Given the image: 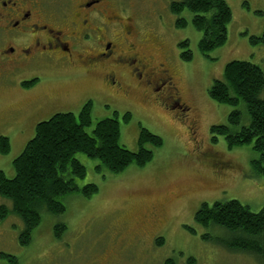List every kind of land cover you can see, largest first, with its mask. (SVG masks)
Returning a JSON list of instances; mask_svg holds the SVG:
<instances>
[{
  "label": "rangeland",
  "instance_id": "1",
  "mask_svg": "<svg viewBox=\"0 0 264 264\" xmlns=\"http://www.w3.org/2000/svg\"><path fill=\"white\" fill-rule=\"evenodd\" d=\"M179 1L110 0L108 5L118 19L115 34H122V25L127 27L153 67L163 63L161 53L168 50L169 62L164 63H170L178 75L182 103L192 108L195 123L190 125L177 107L166 110L168 104L155 100L148 90L144 94L134 91V104L98 91L91 95V86L102 84L97 77L85 75L77 85L63 86L65 95L74 97L58 113L77 116L83 105L91 103V124L84 128L86 134L91 135L98 121L113 119L116 114L119 144L128 151L138 150L141 129L158 136L162 145H145L153 152L152 159L142 168L130 165L119 174L103 167L97 171L98 160L76 154L86 174L75 181L78 191L60 199L64 213L52 215L42 210L41 222L27 246L18 242L23 230L20 219L13 215L6 218L0 223V254L14 262L0 255V264H164V260L173 264H261L252 255L227 250L220 242L227 241L226 233L203 229L194 221V214L204 203L212 206L231 200L253 213L264 210V176L251 168V160L257 158L251 147L228 149L223 136L212 142L211 127L227 125L234 108L217 104L208 96L209 88L222 79L224 67L231 61L256 65L264 75V41L250 42L252 37H264V0H225L232 14L227 40L206 56L199 52L202 34L194 28L192 14L187 10L178 15L171 13V5ZM178 19L186 21L184 28L176 27ZM159 41L166 45H160V54ZM184 42L192 55L190 61L181 58L180 44ZM13 98L3 94L4 106L10 105ZM259 99L264 100V88ZM236 109L246 116L243 103ZM126 114L128 121L123 120ZM247 122L244 119L243 124ZM33 136L34 129L30 138ZM191 137L203 148L205 158L193 155ZM25 145L26 141L11 142L9 153L0 155V171L6 178L14 177L12 162ZM216 172L223 175L217 177ZM87 184L98 189L90 198L80 193ZM0 205L10 208L2 198ZM155 212L159 223L146 225ZM59 225L65 229L55 235ZM157 226L161 229L155 237L162 238L164 245L157 247L154 241L152 249L151 238ZM129 242L131 247L127 246Z\"/></svg>",
  "mask_w": 264,
  "mask_h": 264
},
{
  "label": "trees",
  "instance_id": "2",
  "mask_svg": "<svg viewBox=\"0 0 264 264\" xmlns=\"http://www.w3.org/2000/svg\"><path fill=\"white\" fill-rule=\"evenodd\" d=\"M184 10L192 14V24L202 34L198 43L202 55L224 45L232 18L225 0H180L171 5L172 14L178 15ZM185 25L183 19L176 21V27ZM258 41L263 42L264 37L250 38L251 43ZM180 48L182 60L190 61L188 43H181ZM263 88L264 75L260 68L244 61H231L224 67L222 79L214 81L208 90L212 101L234 108L228 115L227 125L211 127L212 142L217 136H223L228 149L250 146L257 155L251 160V168L258 176H264V100L259 99ZM240 102L244 104L246 116L236 109ZM116 117L115 114L113 119L98 121L88 135L84 128L91 124L90 102L83 105L77 116L55 114L35 126L34 136L12 162L14 177L8 179L0 171V198L10 203V208L0 205V223L10 215L20 219L23 230L19 234V245L27 246L31 242L32 232L41 222L42 210L52 215L64 213L65 206L60 199L78 191L75 181L84 178L86 171L75 158L76 154L98 160L97 171L103 167L111 174H119L130 165L142 168L152 159L153 152L145 145L161 147L158 136L141 129L138 150L128 151L119 144ZM244 119L248 120L247 125L243 124ZM123 120L128 121L129 115H124ZM9 151L10 142L0 138V155H7ZM97 191L94 184L80 189L85 198ZM194 221L203 229L223 230L228 238L220 242L227 250L252 255L264 264V210L253 213L234 200L215 202L212 206L204 203L194 214ZM64 229V226H56L55 235ZM155 243L160 247L164 240L159 238ZM9 260L14 262L12 258ZM164 264L173 263L164 260Z\"/></svg>",
  "mask_w": 264,
  "mask_h": 264
},
{
  "label": "flooded vegetation",
  "instance_id": "3",
  "mask_svg": "<svg viewBox=\"0 0 264 264\" xmlns=\"http://www.w3.org/2000/svg\"><path fill=\"white\" fill-rule=\"evenodd\" d=\"M110 3L0 0V138L27 143L37 124L59 114L68 99L74 97L65 95L63 86L77 85L85 75L100 78L102 83L91 86V95L98 91L106 97L134 103V91L144 94L148 90L155 100L168 104L166 110L177 107L190 125L195 123L192 108L182 103L178 75L170 63H164L169 59L168 50L162 51L160 45H166L162 40L158 42L164 60L153 67L127 27L122 25V34H115L118 19ZM5 93L14 97L8 106L2 99ZM191 141L193 155L205 158L207 154L200 144L193 137ZM158 217V213H152L146 225L155 226ZM160 229L155 228L152 249ZM130 243L127 246L131 247Z\"/></svg>",
  "mask_w": 264,
  "mask_h": 264
}]
</instances>
